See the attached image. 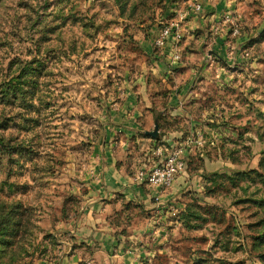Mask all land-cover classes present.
I'll use <instances>...</instances> for the list:
<instances>
[{
	"label": "rangeland",
	"instance_id": "obj_1",
	"mask_svg": "<svg viewBox=\"0 0 264 264\" xmlns=\"http://www.w3.org/2000/svg\"><path fill=\"white\" fill-rule=\"evenodd\" d=\"M196 1H3L0 264H264V0H211L185 66L156 72ZM176 151L162 201L114 187Z\"/></svg>",
	"mask_w": 264,
	"mask_h": 264
},
{
	"label": "crops",
	"instance_id": "obj_2",
	"mask_svg": "<svg viewBox=\"0 0 264 264\" xmlns=\"http://www.w3.org/2000/svg\"><path fill=\"white\" fill-rule=\"evenodd\" d=\"M198 2L203 5V9H204L203 15H201V16L195 15L196 17L191 16L189 18V21L187 23L185 38L178 45V49H177L178 54L181 58V61L183 58V53H182L183 50L185 48H189V50H192V47H188L187 45L189 43V40H193V38L195 37L194 34L196 32V29H195V27L197 26L196 24L197 23L199 24L197 26V28H199V26H202L204 28L205 24H206V26H208V24H211V23L219 20V17L221 16L220 14L223 12L222 10H219V8H217V10L215 12L210 13V9H211L210 6H212L211 0H199ZM215 3H217V1H215ZM220 8H222V7H220ZM225 8L226 7L224 6L223 7L224 11H225ZM180 11H182V10L180 9V10L173 11V15H172L171 19L176 17V13L180 12ZM205 12H209L210 14L205 15ZM230 33H232V32L230 31ZM155 37H156V35H155ZM155 37H154V39H155ZM154 39H153V41H154ZM153 41L151 43V46H152L151 49L154 51L152 54H153V62L155 63V68H156L155 71L156 72H159V73L163 72L161 74L166 75V74L170 73L168 71L169 68H171V69L173 68V69L177 70L178 68L181 69L185 66V65H182L180 60L174 61L172 59V55L174 53L173 46L169 45V46L165 47L164 49L158 50V49L153 47ZM219 44H220V42H219ZM145 108H147L149 110H147V109L145 110ZM153 111H155V110L154 109L152 110V107L149 106L148 104H146L145 107H143V109L141 110V112H140V110L136 112L134 117L140 118L143 116L142 114L144 113L145 117L143 118V122H147V119L150 116L149 114L152 115L151 112H153ZM113 178H114V187L117 188L118 191H123V195H126V197L128 196V198L132 199L133 201H145L147 199H152L154 201L156 199V197L160 201H162V196L165 195L166 191H169L171 189L170 188L167 190H153V188L147 184L132 183V179H131V181H130V179L125 180L122 176H120L118 174L113 175Z\"/></svg>",
	"mask_w": 264,
	"mask_h": 264
},
{
	"label": "built area",
	"instance_id": "obj_3",
	"mask_svg": "<svg viewBox=\"0 0 264 264\" xmlns=\"http://www.w3.org/2000/svg\"><path fill=\"white\" fill-rule=\"evenodd\" d=\"M203 5L198 1L189 5L188 9L176 13V17L168 19L163 27L156 34L154 39V48L164 49L171 45L174 53L172 59L179 61L177 47L184 40L189 18L193 15L203 13ZM239 34V29L234 30V35ZM180 152L176 151L169 155L161 165L155 167L152 171H140L134 178L138 184H147L150 187L158 189H167L174 182L175 177L184 169V163L180 159Z\"/></svg>",
	"mask_w": 264,
	"mask_h": 264
},
{
	"label": "trees",
	"instance_id": "obj_4",
	"mask_svg": "<svg viewBox=\"0 0 264 264\" xmlns=\"http://www.w3.org/2000/svg\"><path fill=\"white\" fill-rule=\"evenodd\" d=\"M3 1H4V0H0V7H1V4L3 3ZM18 79H19V78H18ZM15 89H16L15 87H12V88L9 90V91H11V93L9 92L10 95H6V96H5V95L3 96L4 91H1V92H0V98H1V97H2V98L0 99V102L4 101V100H5L4 98H6V97H8V96H9V98L14 99V100H15V99H18V97H17L16 94H15V91H16ZM14 90H15V91H14ZM15 213H17V210H14V209H13V211L11 212V216H10V218L7 219V222H8V223L11 222L10 220H11L12 216H13Z\"/></svg>",
	"mask_w": 264,
	"mask_h": 264
},
{
	"label": "water",
	"instance_id": "obj_5",
	"mask_svg": "<svg viewBox=\"0 0 264 264\" xmlns=\"http://www.w3.org/2000/svg\"><path fill=\"white\" fill-rule=\"evenodd\" d=\"M158 132H159V127H158V125H156L155 131L152 132V133H148V135L152 136L153 138H157L158 137Z\"/></svg>",
	"mask_w": 264,
	"mask_h": 264
}]
</instances>
